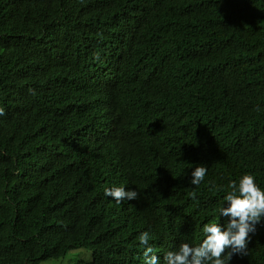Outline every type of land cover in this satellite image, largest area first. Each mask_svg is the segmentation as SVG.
<instances>
[{"label": "trees", "instance_id": "1", "mask_svg": "<svg viewBox=\"0 0 264 264\" xmlns=\"http://www.w3.org/2000/svg\"><path fill=\"white\" fill-rule=\"evenodd\" d=\"M0 108V264H145L144 231L164 264L264 189V0H0ZM229 264H264V217Z\"/></svg>", "mask_w": 264, "mask_h": 264}, {"label": "clouds", "instance_id": "2", "mask_svg": "<svg viewBox=\"0 0 264 264\" xmlns=\"http://www.w3.org/2000/svg\"><path fill=\"white\" fill-rule=\"evenodd\" d=\"M4 109L0 108V115ZM207 174L205 166H197L191 173V184L199 186ZM214 188L215 185L213 184ZM224 205L219 208V215L229 217L226 226L220 222H209L203 225L204 238L196 246L181 243L178 249L167 251L164 264H229L233 254H247L249 233L255 231V225L264 217V189H261L251 174H244L237 183L231 180L227 185ZM105 195L111 196L117 203L124 200L138 199L135 190L125 187L105 188ZM196 200V192L190 194ZM139 242L144 245L143 257L145 264H158V257L150 246V234L141 232Z\"/></svg>", "mask_w": 264, "mask_h": 264}, {"label": "rangeland", "instance_id": "3", "mask_svg": "<svg viewBox=\"0 0 264 264\" xmlns=\"http://www.w3.org/2000/svg\"><path fill=\"white\" fill-rule=\"evenodd\" d=\"M91 251L87 248L75 249L67 252L63 257L58 259H47L40 262V264H73L74 262L84 259L89 260Z\"/></svg>", "mask_w": 264, "mask_h": 264}]
</instances>
